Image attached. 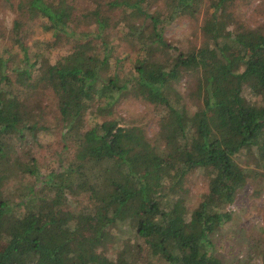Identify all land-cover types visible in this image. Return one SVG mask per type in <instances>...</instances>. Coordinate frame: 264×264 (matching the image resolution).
Listing matches in <instances>:
<instances>
[{
  "label": "trees",
  "instance_id": "obj_1",
  "mask_svg": "<svg viewBox=\"0 0 264 264\" xmlns=\"http://www.w3.org/2000/svg\"><path fill=\"white\" fill-rule=\"evenodd\" d=\"M145 1L106 4L109 10L124 12L123 26L141 46L135 77L122 83L115 73L103 74L110 58L104 33L111 23L100 9L85 16L97 30L90 37L70 29L73 8L63 0L27 1L32 14L46 18L50 28L76 44L74 56L39 65L30 64L21 47L23 64L36 67L40 80L56 95L60 121L68 132L76 135L82 129L96 98H110L132 82L131 89L163 111L159 127L164 147L151 145L141 129L120 127L114 120H103L85 132L66 168L69 183L55 184L53 175L45 182L58 195L68 188L87 196L89 205L72 216L62 211L58 200L39 198L33 189L21 198L23 210L18 212L0 187V264H130L124 251L107 254L120 224L133 230L157 264H222L207 247L210 235L229 219L220 210L246 184L247 173L236 156L256 150L264 161V33L241 26L229 30L232 17L227 10L235 0H174L164 19L163 13L145 9ZM201 7L206 43L176 53L164 38L165 25L176 15L195 16ZM94 40L103 47L93 46ZM162 49L175 52L168 63L153 55ZM186 73L198 74L193 96L200 105L193 113L175 88ZM8 83L6 62L0 59V183L11 166L14 139H35L38 130L47 129L24 120L19 101L3 90ZM246 90L259 101H247ZM111 105L104 100L101 114L110 116ZM30 159L14 164L21 174L39 178L36 160ZM195 169L210 174L202 201L191 211L180 200L165 203L171 192L165 188L167 178L180 181Z\"/></svg>",
  "mask_w": 264,
  "mask_h": 264
},
{
  "label": "rangeland",
  "instance_id": "obj_2",
  "mask_svg": "<svg viewBox=\"0 0 264 264\" xmlns=\"http://www.w3.org/2000/svg\"><path fill=\"white\" fill-rule=\"evenodd\" d=\"M27 1L0 0V59L5 60L9 77V83L4 85L3 90L19 101L25 112L24 120L34 121L39 129H47L38 130L35 139H14L11 166L8 173L1 174L0 187L4 197L11 199L14 205L20 204L21 198L33 189L39 198L58 200L62 211L72 216L89 205L87 196L68 188H64L63 195H58L45 182L47 176L53 175L51 182L62 186L69 183L66 168L74 159L77 141L82 135L103 120H114L120 127L141 129L151 145L164 147L159 127L163 111L143 100L135 88L131 89L132 82H129L127 89L112 93L110 98H96L92 109L85 115L82 129L76 135L68 132L60 121L56 95L40 80L36 67L23 64L24 54L21 47L25 48L28 62L39 65L43 62L54 64L74 56L77 53L76 44L74 38L67 34H57V31L50 28L46 18L32 14ZM46 1L58 4L60 0ZM63 1L73 8L72 21L69 23L72 31L93 36L97 32L96 27L91 18L87 19L85 16H90L96 9H100L101 14L110 19L111 25L104 33L107 48L110 50L109 66L103 73L104 76H113L115 73L120 83L135 77L134 67L141 46L129 34L130 29L122 24L124 12L120 8L109 10L106 4L112 0ZM173 3L174 0H146L144 8L150 12L163 13L164 19L170 11L169 4ZM227 12L232 17L229 30L241 26L259 29L264 33V0H235ZM204 18V7L195 16H174L164 28L166 42L176 53L200 48L206 43L201 30ZM93 46L103 47L96 40L93 41ZM99 47L98 56L101 57L103 53ZM174 50L162 49L153 52V55L160 62L168 63L175 54ZM197 77L198 74L194 73L183 74L175 87L189 113H193L200 105L193 96ZM243 96L247 101H259L247 90ZM104 100L113 103L110 116L101 114L100 106H103ZM31 156L36 160L39 178L21 174L14 164L15 160L21 163L30 161ZM236 161L247 173L246 184L237 191L234 201L220 210L226 212L229 219L210 235L207 249L222 264H261L264 252V161L259 158L256 150L251 153L241 151L236 156ZM209 180L210 174L202 169L188 171L180 181L175 177L167 178L165 188L171 192L165 203L171 204L180 200L189 211L193 210L207 193ZM13 208L18 212L23 210V206L19 205ZM113 234V241L107 245V254L110 257L124 251L130 264H157L147 256L141 240L128 226L120 224ZM137 244L141 245L140 248Z\"/></svg>",
  "mask_w": 264,
  "mask_h": 264
}]
</instances>
